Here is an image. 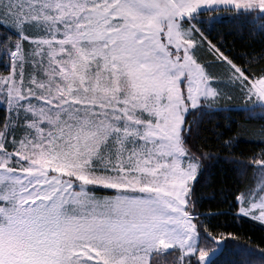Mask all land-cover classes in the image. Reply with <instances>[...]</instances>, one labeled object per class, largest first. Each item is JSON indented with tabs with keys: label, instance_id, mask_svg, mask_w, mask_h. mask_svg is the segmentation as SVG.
<instances>
[{
	"label": "snow or ice",
	"instance_id": "1",
	"mask_svg": "<svg viewBox=\"0 0 264 264\" xmlns=\"http://www.w3.org/2000/svg\"><path fill=\"white\" fill-rule=\"evenodd\" d=\"M221 216L264 226V0H0V264H264Z\"/></svg>",
	"mask_w": 264,
	"mask_h": 264
},
{
	"label": "trees",
	"instance_id": "2",
	"mask_svg": "<svg viewBox=\"0 0 264 264\" xmlns=\"http://www.w3.org/2000/svg\"><path fill=\"white\" fill-rule=\"evenodd\" d=\"M228 42L231 43V38H228ZM237 50L240 49V45H236ZM245 143L241 147L245 150L257 149L258 146L256 142H249L248 138L245 137ZM206 208H211V211H222L223 209H217L214 205H206ZM226 207V206H225ZM213 224L221 225L222 230L229 232H239L244 238L249 240L259 241L261 238H264V226L259 225L255 222H240L232 219L231 216H221L218 220L212 221ZM243 243V240L241 241Z\"/></svg>",
	"mask_w": 264,
	"mask_h": 264
}]
</instances>
